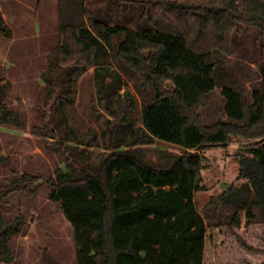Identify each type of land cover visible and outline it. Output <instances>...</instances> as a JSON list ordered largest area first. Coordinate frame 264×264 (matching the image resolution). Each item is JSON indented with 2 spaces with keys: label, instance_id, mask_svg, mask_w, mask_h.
Returning a JSON list of instances; mask_svg holds the SVG:
<instances>
[{
  "label": "trees",
  "instance_id": "trees-1",
  "mask_svg": "<svg viewBox=\"0 0 264 264\" xmlns=\"http://www.w3.org/2000/svg\"><path fill=\"white\" fill-rule=\"evenodd\" d=\"M75 1L70 14L59 19L58 43L40 73L46 87L33 133L63 163L46 183L48 198L71 228L76 264H264V0H146L143 16L150 27L143 29L108 25ZM123 1L135 0H116L119 8ZM78 10L83 19L75 21ZM244 25L260 33L261 87L249 101L238 84L223 86L228 120L206 123L199 109L210 103L215 67L227 56L233 31ZM0 33L11 36L1 12ZM115 57L143 78L152 100L137 108L136 98L120 92L125 80ZM90 68L96 127L80 134L70 107L76 78ZM6 91L7 84H0V125L21 126ZM233 137L257 139L251 151L258 158L254 187L261 220L254 231L253 210L246 201L237 202L220 228L244 236L237 240L246 251L235 254V248L216 244L212 257L194 192L202 188L203 150L227 146ZM154 140L181 150L158 149L152 160L141 144ZM99 142L103 150L94 160ZM5 160L0 152V163ZM38 178L24 171L0 184V264H14L10 240L26 223L21 216L7 219L2 204L11 193L34 194L36 186L30 185ZM242 210L246 227L240 223ZM46 264L56 263L47 258Z\"/></svg>",
  "mask_w": 264,
  "mask_h": 264
},
{
  "label": "rangeland",
  "instance_id": "rangeland-1",
  "mask_svg": "<svg viewBox=\"0 0 264 264\" xmlns=\"http://www.w3.org/2000/svg\"><path fill=\"white\" fill-rule=\"evenodd\" d=\"M15 1L0 0V12L5 13L4 19L11 29V36L0 33V84H7L5 101L19 111L23 124L0 125V152L6 157L0 163V184L24 171L39 178L30 185L32 188L36 186L34 194L25 191L11 193L2 204L7 219L21 216L26 221L21 232L10 240L13 262L46 264V259L50 258L56 264H76L71 228L58 204L48 198L46 183L55 168L63 166V163L58 155L44 148L43 138L33 133V127L40 125L37 105L41 104L46 87L40 73L45 67L47 54L58 43L56 29L59 21H50L44 15L45 0ZM80 1L87 3L86 8L92 10L96 19L108 25L136 29L150 27L143 16L146 0L123 1L120 8L116 0ZM82 19L81 10H78L75 21ZM117 42L118 38H115V46ZM260 55V33L257 28L244 25L240 31H233L230 50L214 70L216 86L210 92V103L199 109L206 123L228 120L224 112L225 99L221 94L223 86L238 84L248 100L252 101L253 91L261 87ZM114 66L125 80L120 92L126 91L136 98L137 108L153 99V92L143 78L116 57ZM91 73L92 68L76 78L73 92L75 101L70 107L73 123L80 134L85 133L88 127H96L91 112V103L95 101ZM167 85L170 86V83ZM256 140L233 137L227 146L203 150L206 159L200 171L202 188L194 192V201L208 225L212 257L216 244L223 243L231 250L235 248V254L246 251L237 240V235L244 236L220 228L221 224L223 226L230 221L237 202L246 201L253 210L255 218L251 227L254 231L260 223L261 207L257 203L259 197L254 187L260 173L258 158L251 151ZM141 147L152 160L157 159L158 149L170 153L181 150L178 145L158 140L141 144ZM93 150L96 160L103 150L101 142ZM241 161L244 162L242 170ZM241 171L243 176H240ZM240 223L241 227H246L245 210L240 211ZM205 264H210L209 260Z\"/></svg>",
  "mask_w": 264,
  "mask_h": 264
},
{
  "label": "crops",
  "instance_id": "crops-1",
  "mask_svg": "<svg viewBox=\"0 0 264 264\" xmlns=\"http://www.w3.org/2000/svg\"><path fill=\"white\" fill-rule=\"evenodd\" d=\"M11 1L16 2L15 0ZM38 1L39 0H37V2ZM78 1L83 5V7L87 6V3L84 1ZM75 3V0H45L44 15L47 16L50 21L58 22L60 18H66L67 15L70 14V11ZM2 15L5 18V13L2 12Z\"/></svg>",
  "mask_w": 264,
  "mask_h": 264
}]
</instances>
